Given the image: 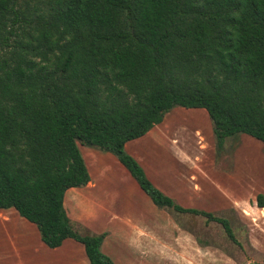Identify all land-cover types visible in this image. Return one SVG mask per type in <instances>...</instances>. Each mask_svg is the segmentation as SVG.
I'll list each match as a JSON object with an SVG mask.
<instances>
[{"label": "trees", "instance_id": "16d2710c", "mask_svg": "<svg viewBox=\"0 0 264 264\" xmlns=\"http://www.w3.org/2000/svg\"><path fill=\"white\" fill-rule=\"evenodd\" d=\"M178 106L208 112L220 149L264 142V0H0V209L49 247L72 238L90 264H115L106 235L76 230L64 206L90 181L80 145L114 154L158 207L237 242L229 219L181 206L126 151Z\"/></svg>", "mask_w": 264, "mask_h": 264}, {"label": "crops", "instance_id": "0c3cea01", "mask_svg": "<svg viewBox=\"0 0 264 264\" xmlns=\"http://www.w3.org/2000/svg\"><path fill=\"white\" fill-rule=\"evenodd\" d=\"M208 119L205 109L175 107L146 135L128 141L126 151L162 190L152 178L149 160L161 167L166 157H173L176 150L173 141L180 134L177 124L194 123L199 129ZM242 136L254 147L262 146L264 150V144L253 137ZM80 150L90 181L83 187L68 189L65 194L64 206L72 225L81 233L105 234L102 251L115 264H148L150 254L156 255L158 245L163 246V235L174 234L178 229L173 218L154 203L114 154L83 145ZM252 156L256 161H264V151H254ZM2 211L15 214H0V264H90L82 243L68 238L62 246L51 248L42 240L37 226L20 216L16 209Z\"/></svg>", "mask_w": 264, "mask_h": 264}, {"label": "rangeland", "instance_id": "374dc122", "mask_svg": "<svg viewBox=\"0 0 264 264\" xmlns=\"http://www.w3.org/2000/svg\"><path fill=\"white\" fill-rule=\"evenodd\" d=\"M207 122L199 129L194 123L177 124L173 157L165 158L164 168L149 160V170L155 183L183 207L229 219L237 242L220 223L165 210L178 229L163 235V246L150 254L148 264H264V208L258 205V195L264 194V161L252 159L254 151L264 150L242 134L228 138L220 149L210 117Z\"/></svg>", "mask_w": 264, "mask_h": 264}]
</instances>
